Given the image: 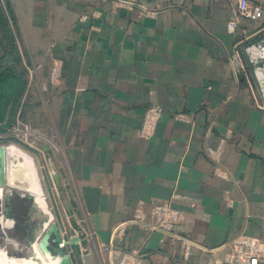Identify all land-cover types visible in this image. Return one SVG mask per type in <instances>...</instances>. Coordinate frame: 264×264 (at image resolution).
Returning <instances> with one entry per match:
<instances>
[{"label":"crops","instance_id":"1","mask_svg":"<svg viewBox=\"0 0 264 264\" xmlns=\"http://www.w3.org/2000/svg\"><path fill=\"white\" fill-rule=\"evenodd\" d=\"M250 42H264V19L239 18L231 0H0V47L11 57L13 44L29 79L16 123L30 114L40 135V198L55 215L39 236L15 223L11 237L36 254L57 223L70 245L51 242L52 251L72 264H116L102 248L115 227L140 209L152 221L167 204L181 223L172 235L131 226L121 248L129 264H216L241 237L264 241V109ZM57 62L62 80L51 86ZM153 106L163 118L140 139Z\"/></svg>","mask_w":264,"mask_h":264},{"label":"built area","instance_id":"2","mask_svg":"<svg viewBox=\"0 0 264 264\" xmlns=\"http://www.w3.org/2000/svg\"><path fill=\"white\" fill-rule=\"evenodd\" d=\"M255 1L256 0H231L239 18L251 22H258L264 19V10L262 7L258 6ZM142 13L144 15H155L154 12L149 11L143 6ZM238 25V21L230 22L228 25L229 33H235L237 31ZM244 52L247 56L249 64L254 69L255 79L259 86L258 90L256 89V92L258 93L257 106L260 109H264V96L260 86V80L264 76V42L245 43ZM0 56H2V51H0ZM31 73L33 74L34 72L32 71ZM61 80L62 65L61 63L57 62L53 64L51 68L50 85L58 86L61 83ZM163 113V109L159 106L150 107L146 111L143 125L138 131V137L140 139L149 140L155 136L157 127L163 118ZM11 134L16 138H20L22 135L26 137L32 136L34 140L40 137L37 131L32 130L28 125L21 123L20 121H18L12 128ZM215 174L221 179L227 178L225 172L221 169L218 162H216ZM3 196V189L0 188V201L3 199ZM2 207V204H0V208ZM0 215V230L5 234L7 230L15 227V221L12 219V213H10L8 208L4 212L2 211ZM262 219L264 221V212ZM181 221L182 213L171 208L167 204L158 205L153 209L152 221H148L143 210L140 209L134 221H131V223H123L115 227L110 242L102 244V248L108 256H115L118 259L119 262L116 264H129V256L124 253L121 248L125 244L127 231L131 226L141 225L151 231H159L165 235H172ZM93 236L94 234L88 235L89 238ZM15 245L18 246L17 244ZM69 245L70 243L64 239L63 242L59 244L61 249L67 248ZM234 246V254L231 255L225 262H219L216 264H264V241L253 237H241L237 239ZM2 255H5V257L11 259L5 248H0V258ZM191 255L192 251L187 247L186 257L189 258Z\"/></svg>","mask_w":264,"mask_h":264},{"label":"rangeland","instance_id":"3","mask_svg":"<svg viewBox=\"0 0 264 264\" xmlns=\"http://www.w3.org/2000/svg\"><path fill=\"white\" fill-rule=\"evenodd\" d=\"M25 118V124H27L32 130V121L30 119V114H29V119ZM37 142L34 141V138L32 136L26 137L22 135L20 138H15V139H9L7 142L0 143V146L8 147L10 145H16L23 149L26 153L31 155L37 162L38 168L40 170L41 176L42 171H41V166L38 163L39 157L37 155ZM36 148V149H35ZM23 162V160H22ZM16 177V182L12 186H5L4 191L6 192V198H9L10 196L13 198L14 201H16L17 206V214H13L14 219L16 222H22V223H28V227L30 228L31 231V225H33V228L35 229L33 234L32 232L30 233V236H39L42 234V230L44 229V226L51 220L53 215V211L51 210V205H50V200L48 198V211L46 212L45 209L39 204L37 199L33 196L31 197L28 192L22 191L18 188H14L15 185L21 186V189L24 188H32L34 186L33 184L26 183L22 180V178L19 176V174H15ZM43 184H44V189L45 192L48 196L47 190L45 188V183L43 179ZM39 188V187H38ZM3 189V188H2ZM40 191H42L40 189ZM15 194V195H14ZM5 195L3 196V199H5ZM29 197V198H28ZM2 199V200H3ZM3 211L2 208H0V214ZM1 216V215H0ZM33 223V224H32ZM27 225V224H26ZM27 234V233H26ZM27 234V237H30ZM30 241V240H29ZM8 243V242H7ZM6 242H1L0 243V248L7 247V251L9 252V257L15 258V259H8L9 264H45V256L40 255V251L37 250L35 247V244L33 245L36 249V254L34 253L33 249H31L30 245H25V247L21 250H15L13 245H8ZM20 249V248H19ZM61 249V248H60ZM65 249V248H64ZM50 255L54 258H65L67 257V253L62 250H55L54 252L50 249ZM44 256V258H42ZM16 259H21V260H16Z\"/></svg>","mask_w":264,"mask_h":264},{"label":"trees","instance_id":"4","mask_svg":"<svg viewBox=\"0 0 264 264\" xmlns=\"http://www.w3.org/2000/svg\"><path fill=\"white\" fill-rule=\"evenodd\" d=\"M3 24V27L7 28L6 22H4ZM6 37L9 43L11 44L12 41L8 31H6ZM0 51H3L2 56H0V143H4L11 138H16L14 135L11 134V130L16 124V119L20 113L23 101L26 97L29 79L26 76L27 70L25 69V67L21 66V58L17 53L16 48H14L13 44L11 46L10 52L12 58L8 56L5 50H2L1 47ZM5 193L6 192H4V195ZM30 196L33 197L32 195ZM6 200H11L13 206H18L16 204V201H14L11 196L9 198H6L5 195V199L0 201V204H2L3 206V212L7 209ZM14 214H16V212ZM12 219L15 221L16 224L19 223V232L22 231L25 234L30 232V228L26 224H23L19 221L16 222L13 217V214ZM14 228L7 230L5 234L2 233V231L0 230V243L8 242L7 244L13 245L14 248L16 247L15 244H17L18 248H15V250H21L24 248V246H21V244L16 241V239L11 237V231ZM4 248L7 251V247ZM54 251L55 250H53V252Z\"/></svg>","mask_w":264,"mask_h":264},{"label":"bare ground","instance_id":"5","mask_svg":"<svg viewBox=\"0 0 264 264\" xmlns=\"http://www.w3.org/2000/svg\"><path fill=\"white\" fill-rule=\"evenodd\" d=\"M23 160V162H22ZM19 174L22 180L26 183L33 184L30 190H34L36 198L40 200V205L44 208V200L40 198V188L45 191L43 178L40 174L36 160L26 153L23 149L16 145H10L5 149L4 153L0 152V185L12 186L16 182L15 174ZM8 183V184H7ZM38 186L40 188H38ZM14 188L21 190V186L15 185ZM15 195V194H14ZM47 212L46 208H44ZM40 255L45 256V264H68L64 258H54L49 253L43 254L40 250ZM42 256V258H44ZM6 259L0 258V264H9Z\"/></svg>","mask_w":264,"mask_h":264},{"label":"water","instance_id":"6","mask_svg":"<svg viewBox=\"0 0 264 264\" xmlns=\"http://www.w3.org/2000/svg\"><path fill=\"white\" fill-rule=\"evenodd\" d=\"M260 86H261V89L263 91V96H264V76L260 80ZM5 149L6 148L4 146H0V152L1 153H4ZM0 188H5V186L0 185ZM8 210L10 211V213H12V211H13V205L11 203V200L8 201ZM53 234L55 235V239L51 240V237ZM77 241H78V239H76V241H74V243H71V244L75 245V242L77 243ZM51 242L56 243V244H60L63 242V238H62V235L60 232V227L58 226L57 223H53L49 232L44 236L43 240L39 243V247H40L43 254H47V253L50 254ZM64 259L67 260L68 264H72V261H71L69 256L65 257Z\"/></svg>","mask_w":264,"mask_h":264}]
</instances>
